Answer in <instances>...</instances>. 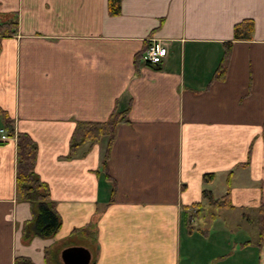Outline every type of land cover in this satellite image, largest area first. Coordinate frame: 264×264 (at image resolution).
<instances>
[{"label": "crops", "instance_id": "crops-1", "mask_svg": "<svg viewBox=\"0 0 264 264\" xmlns=\"http://www.w3.org/2000/svg\"><path fill=\"white\" fill-rule=\"evenodd\" d=\"M109 1L0 0V105L37 142L60 218L25 238L41 203L19 199L17 138L0 133V264L63 262L89 249L67 238L91 225L96 264H264V0H119L118 13ZM244 22L252 35L235 39ZM152 38L169 50L160 64L145 59ZM123 111L110 150L105 136L69 156L79 125Z\"/></svg>", "mask_w": 264, "mask_h": 264}, {"label": "trees", "instance_id": "trees-1", "mask_svg": "<svg viewBox=\"0 0 264 264\" xmlns=\"http://www.w3.org/2000/svg\"><path fill=\"white\" fill-rule=\"evenodd\" d=\"M110 12H120V1H109ZM15 25V24H12ZM252 23L244 22L238 24L235 29V39H246L252 35ZM10 26L0 23V33H9ZM230 46L225 51L219 69V75L226 73L229 59ZM127 112H114L110 118L103 123L79 125L73 133L71 141L70 157L75 155L78 150L86 143H99L105 136L109 138V150L115 139L116 127L119 123L126 121ZM4 126L7 133L17 138V174L16 189L19 199L35 204L41 203L38 207L36 222H29L25 225L24 235L27 240L40 235H53L60 227V218L56 209V203L51 200L50 189L47 183L42 182L36 171L39 147L37 142L27 133H16L13 120L0 105V127ZM264 136V129H263ZM109 152L104 159V168H108ZM110 177V176H108ZM212 175L207 178L209 182ZM204 197L209 204L217 208H233L229 193L223 198H214L210 190L204 191ZM191 226V225H190ZM258 244H264V204L259 210V233ZM15 264H34L29 257L21 256L16 258Z\"/></svg>", "mask_w": 264, "mask_h": 264}, {"label": "rangeland", "instance_id": "rangeland-1", "mask_svg": "<svg viewBox=\"0 0 264 264\" xmlns=\"http://www.w3.org/2000/svg\"><path fill=\"white\" fill-rule=\"evenodd\" d=\"M100 172L103 175H105V172L100 169ZM219 185V184H218ZM100 198H104L105 194H106V189L104 186H100ZM219 188V187H218ZM97 218V217H96ZM95 219V218H94ZM200 225H201V228H202V232H199L198 234H201L202 236H206L208 234V231L210 230V222H200ZM93 229V226L91 225L89 228H84L82 230L83 233H88L89 236H84L83 234H81L79 231L80 230H77L75 233L76 234H73L71 235L70 237H68V241L70 243H78V244H83L85 246H88L89 248V251L91 252V256H92V259H91V262L89 264H96L97 262V257H98V250H99V244H96L95 242H93L91 240V238L94 236V233H91V230ZM85 237V238H84ZM213 246V244H211ZM204 247L201 246V244L198 245V250L197 252L199 253L200 251L204 252L206 251L207 253L210 252V254L214 253L215 251L217 250H214V249H208V244L207 243H204L203 244ZM186 256V255H185ZM49 260H51V254H49ZM213 259H215L214 257L211 259V262L210 264H212V261ZM53 264H65L64 261L62 262L60 260V258L58 257L57 260H53Z\"/></svg>", "mask_w": 264, "mask_h": 264}, {"label": "built area", "instance_id": "built-area-1", "mask_svg": "<svg viewBox=\"0 0 264 264\" xmlns=\"http://www.w3.org/2000/svg\"><path fill=\"white\" fill-rule=\"evenodd\" d=\"M168 53V47L163 40L152 38L146 51V59L157 64L162 62L168 56ZM1 132H4V130L2 129ZM2 137L4 139L8 138L5 132Z\"/></svg>", "mask_w": 264, "mask_h": 264}, {"label": "water", "instance_id": "water-1", "mask_svg": "<svg viewBox=\"0 0 264 264\" xmlns=\"http://www.w3.org/2000/svg\"><path fill=\"white\" fill-rule=\"evenodd\" d=\"M91 252L85 247H69L62 251L65 264H89Z\"/></svg>", "mask_w": 264, "mask_h": 264}]
</instances>
